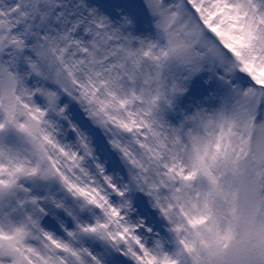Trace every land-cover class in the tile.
Returning a JSON list of instances; mask_svg holds the SVG:
<instances>
[{"label": "snow or ice", "instance_id": "6c2138e0", "mask_svg": "<svg viewBox=\"0 0 264 264\" xmlns=\"http://www.w3.org/2000/svg\"><path fill=\"white\" fill-rule=\"evenodd\" d=\"M0 264H264V0H0Z\"/></svg>", "mask_w": 264, "mask_h": 264}]
</instances>
